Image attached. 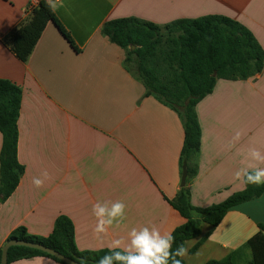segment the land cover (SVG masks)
<instances>
[{
  "label": "crops",
  "instance_id": "1",
  "mask_svg": "<svg viewBox=\"0 0 264 264\" xmlns=\"http://www.w3.org/2000/svg\"><path fill=\"white\" fill-rule=\"evenodd\" d=\"M47 2L72 46L39 13ZM224 16L247 27L264 51V0H0V79L22 89L18 160L24 175L0 204V249L18 227L48 237L68 217L80 251H131L133 228L173 232L186 220L170 201L182 186L184 126L177 112L148 96L126 67L127 51L102 34L108 21L137 18L166 26ZM202 129L198 172L187 187L195 207L208 208L246 188L241 169L264 168V70L245 81L218 80L196 107ZM3 136L0 132V152ZM188 171V170H187ZM44 173H47L45 177ZM43 180L37 188L33 179ZM188 178V176H187ZM187 184V180H186ZM122 201L104 233L93 205ZM264 225V195L229 211L215 229L186 243L184 264L222 260ZM211 232L195 253L191 250ZM13 264H59L36 257Z\"/></svg>",
  "mask_w": 264,
  "mask_h": 264
},
{
  "label": "trees",
  "instance_id": "2",
  "mask_svg": "<svg viewBox=\"0 0 264 264\" xmlns=\"http://www.w3.org/2000/svg\"><path fill=\"white\" fill-rule=\"evenodd\" d=\"M39 13L52 22L74 46L71 35L64 28L52 7L45 1L38 5ZM102 34L112 43L127 51L126 67L144 85L148 96L178 113L184 126V145L181 162L187 166V184L172 207L186 222L172 235V249L200 237L204 224L217 228L233 208L264 195V184H246V188L222 203L208 208L195 207L191 202L188 182L197 175L202 129L196 112L197 105L214 91L218 80L245 81L264 70V51L251 31L241 23L224 16H209L196 20H179L166 26L137 18L111 20L105 23ZM135 47V49H132ZM22 103V89L0 79V132L3 144L0 152V204L8 200L18 188L24 167L18 160V122ZM240 248L222 260L207 264H239L246 249L251 252L247 264H264V225ZM211 235L209 232L191 250L195 253ZM19 240L51 248L82 264H97L109 249L80 251L75 241L72 221L61 216L48 237L31 235L23 226L15 229L7 242ZM6 242V243H7ZM3 247L0 249V264ZM121 251V250H114ZM124 252V251H121ZM36 257L49 258L66 264L40 250L13 246L8 252V264ZM179 259V257H178ZM113 264H121L114 261ZM171 264V262H169ZM184 264V260H182Z\"/></svg>",
  "mask_w": 264,
  "mask_h": 264
},
{
  "label": "clouds",
  "instance_id": "3",
  "mask_svg": "<svg viewBox=\"0 0 264 264\" xmlns=\"http://www.w3.org/2000/svg\"><path fill=\"white\" fill-rule=\"evenodd\" d=\"M250 155L253 160L264 163V155L255 149L250 150ZM45 177L47 173H44ZM235 178L243 180L248 184H264V168H254L252 171L248 169H241L235 173ZM35 187L43 186V180L39 178L33 179ZM126 205L122 201H116L111 208L101 206L98 202L93 205V214L97 219V224L94 231L104 233L108 227L113 224V221L120 217L125 218ZM131 248L135 249V254L131 251H114L121 245L120 240H114L110 246L108 254L100 257L97 264H113L114 261L121 262V264H182V260L188 254V249L185 244H179L175 250L172 249L175 243V237L171 231H166L161 234L160 230L155 226L151 229L144 227L137 231L135 228L130 233ZM179 257V259H178ZM82 264L84 262L82 261Z\"/></svg>",
  "mask_w": 264,
  "mask_h": 264
},
{
  "label": "water",
  "instance_id": "4",
  "mask_svg": "<svg viewBox=\"0 0 264 264\" xmlns=\"http://www.w3.org/2000/svg\"><path fill=\"white\" fill-rule=\"evenodd\" d=\"M132 49H135V47H132ZM187 176H188L187 166L184 165L183 177H182V186L183 187L186 185ZM13 246H23V247H27V248L40 250L42 252H45L49 255H52V256L58 258L59 260L63 261L66 264H80V263L58 253L57 251H55L51 248H48L46 246H43L41 244L28 243V242L19 241V240H12V241H9L5 244V246L3 247V250H2L1 264H8V252H9V249Z\"/></svg>",
  "mask_w": 264,
  "mask_h": 264
},
{
  "label": "rangeland",
  "instance_id": "5",
  "mask_svg": "<svg viewBox=\"0 0 264 264\" xmlns=\"http://www.w3.org/2000/svg\"><path fill=\"white\" fill-rule=\"evenodd\" d=\"M245 244V243H244ZM241 247V246H240ZM239 247V248H240ZM237 250V249H236ZM251 260V252L249 249H246L242 255L241 262L239 264H247Z\"/></svg>",
  "mask_w": 264,
  "mask_h": 264
}]
</instances>
